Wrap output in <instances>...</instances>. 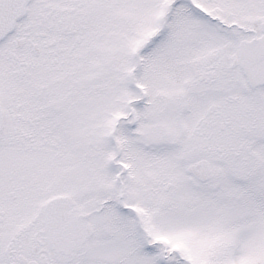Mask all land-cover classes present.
Here are the masks:
<instances>
[{"label": "snow or ice", "instance_id": "1", "mask_svg": "<svg viewBox=\"0 0 264 264\" xmlns=\"http://www.w3.org/2000/svg\"><path fill=\"white\" fill-rule=\"evenodd\" d=\"M0 264H264V0H0Z\"/></svg>", "mask_w": 264, "mask_h": 264}]
</instances>
